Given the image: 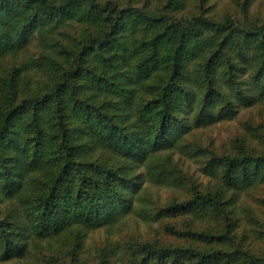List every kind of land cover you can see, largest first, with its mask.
Segmentation results:
<instances>
[{"label": "trees", "instance_id": "trees-1", "mask_svg": "<svg viewBox=\"0 0 264 264\" xmlns=\"http://www.w3.org/2000/svg\"><path fill=\"white\" fill-rule=\"evenodd\" d=\"M180 2L169 0L176 9ZM169 19L100 0H0V60L25 49L35 35L39 46L37 58L12 65L0 75V195L23 194L32 171L58 158L54 128L66 140L71 126H83L102 149H111L124 162L142 163L186 134L187 121L179 113L197 95L207 93L202 99L203 118L216 103L229 101L224 88L232 76L239 85V75L249 69L251 90L264 103V25L247 26L231 17L220 23L202 15L179 24ZM72 23L92 33L84 35L86 44L76 60L66 65L67 57L77 50L71 48L67 53L63 44L49 42L45 34L49 28ZM140 26L146 36L131 41ZM57 55L66 63L56 60ZM91 57L97 65L90 67ZM153 78L156 86L150 85ZM147 90L150 97L143 93ZM106 91L111 100L101 105L98 93ZM237 92L244 102L248 100L243 88ZM107 107L115 113L109 114ZM65 151L68 146L60 152V160L66 158L60 171L51 174L34 201L25 202L31 206L24 211L28 222L15 227L0 218L1 256L19 253L21 246L16 242L25 240L28 232L58 234L74 225L96 228L129 209L125 191L132 181L127 176L135 165L109 168L77 161ZM84 167L97 175L92 179ZM157 168L155 172H160ZM160 169L164 178L175 176L169 167ZM204 170L217 181L213 191L201 192L193 186L191 200L173 207H188L214 221L222 218L225 229L219 235L210 230L193 234L195 239L223 247L231 240L233 205L243 192L264 182V155L247 152L213 157ZM70 171L75 174L68 179ZM208 249L143 244L141 264L156 258L158 264H184L183 259H194L195 264H234L240 259V264H264V255Z\"/></svg>", "mask_w": 264, "mask_h": 264}, {"label": "rangeland", "instance_id": "rangeland-1", "mask_svg": "<svg viewBox=\"0 0 264 264\" xmlns=\"http://www.w3.org/2000/svg\"><path fill=\"white\" fill-rule=\"evenodd\" d=\"M100 1L115 2L120 9L134 7L155 17L168 16L169 23L179 24L186 18L202 15L220 23L231 17L234 21L247 26L264 25V0H181L177 9L169 4V0ZM47 28L49 26H45V29ZM144 31V27H138L131 35V41H141L147 34ZM88 32L92 33L90 28L72 23L55 29L49 28L45 35L49 42L59 41L63 44L67 53L72 50L71 48L77 50L67 57V63L65 59H61L62 56L55 57L56 60H60L59 62L64 61L68 65L76 60V56L78 57V53L86 44L84 35ZM52 49L57 52L55 47ZM38 52V38L35 35L25 49L15 55L7 54L0 60V75L4 76L5 71L12 65H20L31 58H37ZM94 65H97L96 60L91 57L88 66ZM191 67L193 65L190 64V69ZM150 82V85L156 86V78ZM235 82L236 78L232 76L224 88L228 91L230 100L216 103L204 118L200 113L206 92L197 95L191 105L186 106L188 108L184 106L179 114L183 113L181 118L187 121L186 134L174 146L154 153L150 159L142 163L135 162L136 160L124 162V158L116 155L111 149H102L94 139L88 137L89 130L83 126H71L67 130L69 137L66 140H63V134L54 128L52 134H55V138L57 135L55 151L59 160L62 158L60 152L68 146L69 151L65 153L74 154V159L84 163L91 162L115 168L123 164L135 165L134 169L128 172L127 177L132 184L125 191L131 204L127 211L121 212V215L108 222L109 224L96 228L74 225L68 232L58 234L36 235L28 232L25 240L22 238L16 242L21 246V251L17 254L13 252L6 257L0 254V264H141L143 244H150L155 248L192 247L199 250L221 247L228 252L262 257L264 182L243 192L233 205L229 220L233 226L229 231L231 240L226 241L223 247L220 243L207 244L195 239L193 234L210 230L219 235L225 229L222 218L214 221L197 215L188 207H173L191 200L193 186L201 192L209 189L213 191L217 181L204 170L207 161L213 157L241 155L247 152L264 155V103L258 100L251 90L252 79L249 69L247 73L239 75L237 79L239 85ZM239 88H243L247 94L246 102L237 92ZM148 91L143 93L150 97ZM98 96L99 104L111 100L107 91L98 93ZM107 112L113 114L115 110L107 107ZM26 120L28 118L23 119ZM71 147L74 149L70 150ZM58 158L55 156L51 164H45L32 171L24 184L23 194L20 192L9 198L0 195L1 219L13 222L15 227L20 222H28V216L24 211L26 207L31 206L25 202L34 201L51 174L60 171L59 165L64 163L66 158L60 160L61 162ZM165 166L174 171L173 178L161 176L164 173L160 168ZM156 167L160 172L158 170L155 172ZM84 169L86 171L88 168ZM86 172L92 179L97 175L96 171L91 169ZM74 174V171H70L67 178ZM75 228L80 230V233L75 232ZM240 260L234 264H240ZM183 261L184 264H195L194 259ZM158 263V258L150 261V264Z\"/></svg>", "mask_w": 264, "mask_h": 264}]
</instances>
